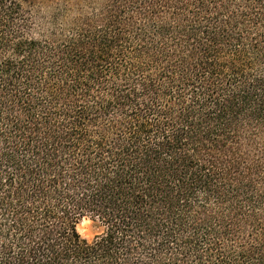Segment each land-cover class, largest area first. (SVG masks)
<instances>
[{
	"label": "trees",
	"instance_id": "obj_1",
	"mask_svg": "<svg viewBox=\"0 0 264 264\" xmlns=\"http://www.w3.org/2000/svg\"><path fill=\"white\" fill-rule=\"evenodd\" d=\"M0 264H264V0H0Z\"/></svg>",
	"mask_w": 264,
	"mask_h": 264
},
{
	"label": "rangeland",
	"instance_id": "obj_2",
	"mask_svg": "<svg viewBox=\"0 0 264 264\" xmlns=\"http://www.w3.org/2000/svg\"><path fill=\"white\" fill-rule=\"evenodd\" d=\"M85 222H87V223H85ZM81 225H84L86 230H91L93 232H95V230L98 229V224L95 220H92L89 217H84L83 219L80 220V222L77 225V229H78L81 236H82L81 231H80ZM82 237H84V236H82Z\"/></svg>",
	"mask_w": 264,
	"mask_h": 264
},
{
	"label": "clouds",
	"instance_id": "obj_3",
	"mask_svg": "<svg viewBox=\"0 0 264 264\" xmlns=\"http://www.w3.org/2000/svg\"><path fill=\"white\" fill-rule=\"evenodd\" d=\"M85 223H87V222H85ZM80 231H81L82 236H84L87 239L88 243H92L93 236L98 234V233H102L104 231V229L98 228L95 230V232H93L91 230H86L84 225H81Z\"/></svg>",
	"mask_w": 264,
	"mask_h": 264
}]
</instances>
